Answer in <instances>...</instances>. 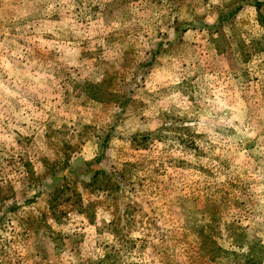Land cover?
<instances>
[{"label":"rangeland","instance_id":"1","mask_svg":"<svg viewBox=\"0 0 264 264\" xmlns=\"http://www.w3.org/2000/svg\"><path fill=\"white\" fill-rule=\"evenodd\" d=\"M106 255L264 264V0H0V264Z\"/></svg>","mask_w":264,"mask_h":264},{"label":"trees","instance_id":"2","mask_svg":"<svg viewBox=\"0 0 264 264\" xmlns=\"http://www.w3.org/2000/svg\"><path fill=\"white\" fill-rule=\"evenodd\" d=\"M91 91V90H90ZM92 92V91H91ZM99 93H91L90 95V98L95 100V101H101V98H104L102 97L101 95H98ZM110 102H112L113 104H116V105H123V101L121 98L118 97V95H113L111 97H109L108 99ZM103 175V177H105V173L104 172H101V171H97L93 178H92V183L91 185H97V184H100V186H104V187H107V183L105 181H102L99 179V177ZM105 183L103 185V183ZM55 201V199L53 200L52 199V203H51V208L53 209V212L55 213V203H53ZM120 262V259L118 258V255L117 256H111V255H106L105 259L103 261H100L98 264H118Z\"/></svg>","mask_w":264,"mask_h":264}]
</instances>
